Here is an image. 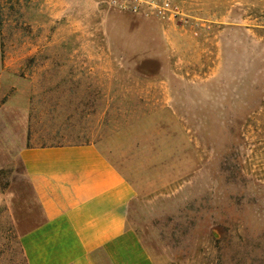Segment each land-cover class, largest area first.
<instances>
[{"label":"rangeland","instance_id":"obj_1","mask_svg":"<svg viewBox=\"0 0 264 264\" xmlns=\"http://www.w3.org/2000/svg\"><path fill=\"white\" fill-rule=\"evenodd\" d=\"M0 0V264L20 149L93 143L132 185L152 264H264V0Z\"/></svg>","mask_w":264,"mask_h":264},{"label":"crops","instance_id":"obj_2","mask_svg":"<svg viewBox=\"0 0 264 264\" xmlns=\"http://www.w3.org/2000/svg\"><path fill=\"white\" fill-rule=\"evenodd\" d=\"M17 161L25 264H152L128 224L134 188L98 145L27 147Z\"/></svg>","mask_w":264,"mask_h":264},{"label":"built area","instance_id":"obj_3","mask_svg":"<svg viewBox=\"0 0 264 264\" xmlns=\"http://www.w3.org/2000/svg\"><path fill=\"white\" fill-rule=\"evenodd\" d=\"M108 6L120 11L139 14L144 17L151 15L163 20L175 21L181 13L173 0H103Z\"/></svg>","mask_w":264,"mask_h":264}]
</instances>
